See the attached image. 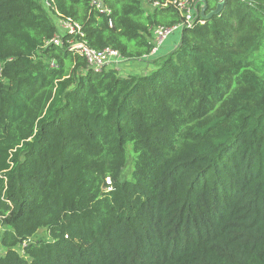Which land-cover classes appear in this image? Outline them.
I'll list each match as a JSON object with an SVG mask.
<instances>
[{"label": "trees", "instance_id": "16d2710c", "mask_svg": "<svg viewBox=\"0 0 264 264\" xmlns=\"http://www.w3.org/2000/svg\"><path fill=\"white\" fill-rule=\"evenodd\" d=\"M96 1L54 0L152 70H95L42 0H0V264H264V0H193L156 58L173 5Z\"/></svg>", "mask_w": 264, "mask_h": 264}, {"label": "built area", "instance_id": "2783aa9c", "mask_svg": "<svg viewBox=\"0 0 264 264\" xmlns=\"http://www.w3.org/2000/svg\"><path fill=\"white\" fill-rule=\"evenodd\" d=\"M151 8L157 6H167L173 5L180 15L182 16V21L171 26L160 25L153 30V42L154 48L151 54L157 52L158 48L165 42V40L175 33L177 30L183 29V27H190L193 25L195 20V14L197 10L198 1L193 0H168L161 3L159 0H145ZM44 6L53 14L58 28V33L50 40L49 43H54L56 45H62L64 42L63 37L69 35L73 36L66 41V44L70 50H74L80 55L84 56L88 64L95 70H100L104 65H110L114 68L119 69L122 64L127 62V59L120 53L119 50L106 47L104 49H94L87 44L86 41L80 40L77 37H83L80 24L72 19L61 14L55 7L54 0H43ZM94 3L102 11L110 12L107 8H104L101 4H98L96 0ZM56 61H50V65L56 66ZM107 183L111 184L109 178H107ZM110 188V187H109ZM4 227L0 223V236L5 231ZM23 252V250H20Z\"/></svg>", "mask_w": 264, "mask_h": 264}, {"label": "rangeland", "instance_id": "374dc122", "mask_svg": "<svg viewBox=\"0 0 264 264\" xmlns=\"http://www.w3.org/2000/svg\"><path fill=\"white\" fill-rule=\"evenodd\" d=\"M43 2V0H42ZM54 17V16H53ZM181 32L182 29L177 30L175 33H173L172 35H170L163 44L167 43V46H169V48H172L171 43H173L174 45H176V43L179 42L180 36H181ZM173 45V46H174ZM150 60V59H149ZM153 66H150V63L148 61H127L126 63L122 64L121 67H119L120 72L126 74V73H144L150 69H152ZM129 147L131 148V144L129 145ZM130 166H132V160L130 158ZM46 231L41 229L38 234L36 235L38 236H46ZM3 252L2 246L0 245V254Z\"/></svg>", "mask_w": 264, "mask_h": 264}, {"label": "water", "instance_id": "95a60500", "mask_svg": "<svg viewBox=\"0 0 264 264\" xmlns=\"http://www.w3.org/2000/svg\"><path fill=\"white\" fill-rule=\"evenodd\" d=\"M222 6H223V2H220L215 9H213L210 12L206 13V5L204 4L203 7H202V15L205 18H211V17H213L215 15H218L221 12Z\"/></svg>", "mask_w": 264, "mask_h": 264}, {"label": "crops", "instance_id": "0c3cea01", "mask_svg": "<svg viewBox=\"0 0 264 264\" xmlns=\"http://www.w3.org/2000/svg\"><path fill=\"white\" fill-rule=\"evenodd\" d=\"M173 43H174V42H173ZM173 43H171L172 48L175 46ZM176 44H177V43H176ZM173 45H174V46H173ZM166 46H167V43L162 44V45L158 48L157 52L154 53V54H152L151 56H153V57H155V58H156V56H157V57L162 56V54H164L165 52H167L168 50L171 49V48H169V46H168V47H166ZM150 66H153V65L150 64ZM152 68H153V67H152ZM150 70H152V69H150ZM150 70H148V71H146V72H149ZM146 72H144V73H146ZM134 74H136V73H134Z\"/></svg>", "mask_w": 264, "mask_h": 264}]
</instances>
